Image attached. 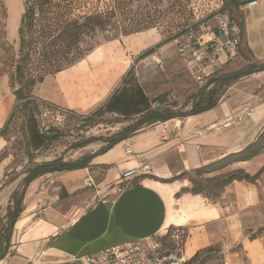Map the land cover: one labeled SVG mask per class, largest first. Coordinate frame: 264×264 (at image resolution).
Returning a JSON list of instances; mask_svg holds the SVG:
<instances>
[{
    "label": "crops",
    "instance_id": "obj_1",
    "mask_svg": "<svg viewBox=\"0 0 264 264\" xmlns=\"http://www.w3.org/2000/svg\"><path fill=\"white\" fill-rule=\"evenodd\" d=\"M249 1L252 0L239 7L243 23L239 53L253 63L264 64V0H255L253 7L247 6ZM149 44L141 34L123 44L106 42L76 65L45 77L32 96L37 102L79 114L106 106L114 89V82L103 72L106 58L112 61L114 79L127 68L122 69L119 63L123 46L137 53ZM165 48H160L159 53ZM162 59L170 63L164 55ZM179 61L185 66L180 57ZM156 64L162 65V61ZM189 70L194 74V69ZM8 82L7 76H0V132L17 105ZM156 104L162 108L156 109ZM243 105L250 108L249 117L222 125L225 117H235ZM147 108L172 109L152 104L137 81L135 87L118 92L112 100V112L106 115L130 119L121 124L125 128ZM263 127L264 72H254L231 83L211 110L144 125L106 152L89 153L92 158L84 169L36 178L25 190L23 211L0 264H85L86 257L105 248L164 236L167 231L185 234V262L199 251L213 248L219 256L217 264H264V152L207 176L233 171L254 176L263 169L253 183L234 181L225 187L215 203L189 193L176 197L181 189L190 187L187 180L162 183L137 179V186L118 192L122 174L140 168V164L145 169L137 178L170 179L242 150L255 141ZM7 146L5 136H0V157ZM126 147L131 149L130 155L125 154ZM8 165L7 158H0V198L8 195L1 182ZM88 176L94 189L85 187ZM77 209L84 212L71 222L70 216Z\"/></svg>",
    "mask_w": 264,
    "mask_h": 264
},
{
    "label": "rangeland",
    "instance_id": "obj_2",
    "mask_svg": "<svg viewBox=\"0 0 264 264\" xmlns=\"http://www.w3.org/2000/svg\"><path fill=\"white\" fill-rule=\"evenodd\" d=\"M109 1L78 0V4L81 9L82 6L85 7L83 11H93L94 9L103 11ZM235 1L238 5L229 8L221 6L219 0H133L129 5H126L122 16L123 19H127L126 23H128V19L138 20L150 16L147 20L148 23H151L150 27L137 33L146 36L150 44L137 53L125 50V46H123L124 50L119 55V63L122 65V69L127 68L123 70L121 76L114 79L111 78L114 70L111 67L112 61L108 57L106 58L103 72L107 74L108 80L114 82V89L109 96L115 90L126 91L131 89L139 81L151 101L161 95L167 97L174 94V99L172 101L166 99L165 105L172 107L171 110L174 112L188 113L192 104L196 102L195 95L200 88L196 84L194 74L179 61L174 40L190 29L201 31V33H209V31L215 29L216 17L221 13V10L227 11L232 20L236 24H240L242 15L239 7L248 0ZM23 11L24 7L21 0H0V76L5 75L8 77L11 90L17 87L13 77L18 60L17 28ZM133 35L119 37L114 41L117 45L118 42L123 44ZM84 41L83 49L91 47L96 49L106 43L103 40V35L99 33L94 39L86 38ZM160 43H166L164 45L166 48L160 53L159 49H156L151 56L141 61L137 60L143 52L156 47ZM163 55L170 63L163 61ZM157 60L162 61V65H157ZM251 65H256L258 68L261 64L253 63L248 57H241L238 49L236 57L228 61L214 79L234 71L249 69L248 67ZM250 76H241L231 80L226 86H216L219 89L217 99L224 95L226 88L231 83ZM189 89L193 90V94L189 92ZM36 105L37 112L35 113L32 112V108H29L23 131L21 129L22 114L17 103L14 117L5 131L8 146L2 152V157L9 160V165L1 182L3 183L2 188H6V194L8 193V195L0 198V218H4L7 207L12 205L11 195L14 192L18 194L22 192L23 180L30 170L59 158L64 161H75L83 156H89L91 152H98L106 145L105 141L107 139L118 136V133L123 129L121 124L124 121L110 115H104L102 118L95 119L90 123H84L83 119L98 108L87 114H79L65 108H54L41 104L39 101ZM161 108L156 107V109ZM37 131L44 137L50 138L57 135L58 140L44 148H40ZM87 139L97 140L83 148H73L75 143ZM26 144L28 147L25 146ZM97 158L99 157L95 159ZM189 177L193 178V175L190 174ZM194 179L199 180V178ZM184 237L185 234L181 231L167 232L162 243L164 249L171 251L183 249ZM205 256L206 254H201L196 263L203 260V264H217L216 261L219 256L208 255L209 258L204 259Z\"/></svg>",
    "mask_w": 264,
    "mask_h": 264
},
{
    "label": "trees",
    "instance_id": "obj_3",
    "mask_svg": "<svg viewBox=\"0 0 264 264\" xmlns=\"http://www.w3.org/2000/svg\"><path fill=\"white\" fill-rule=\"evenodd\" d=\"M21 1L23 3L24 11L17 28L18 60L14 68L13 77L17 87L12 89V93L21 110V129H23V131L25 129V117L29 108H32V112H37V101L32 96L33 89L38 84H41L45 77L55 75L76 65L89 53H91L95 48L91 47L89 49H83V44L85 43L84 39L87 38L92 40L99 33L103 35V40L105 42H109L116 40L119 37L137 34L149 28L151 24L147 21L150 16H146L145 18L138 20L128 19V23H126L127 19L122 18L124 15V7L129 5L133 0H110L103 11H100L99 9H94L93 11H83L85 7L82 6L81 9L78 4V0ZM237 5L238 3L235 0L224 1V6L227 8ZM237 25L242 32L243 23L241 22ZM165 44L166 43H160L156 47L148 49L143 52L137 60H144L154 54L156 49H160ZM248 68L251 69L253 73L257 72L258 69L256 65H251ZM221 77L222 76L215 79L213 78V80L211 79L208 82V86L204 88L203 91L200 89L196 93V102L192 104L188 113L180 114L171 109L158 111L156 109L147 108L135 122L123 128L118 135L132 133L140 129L142 126L153 122H165L175 118L197 115L213 109L220 99H217L219 89L216 88V86H226L231 81H223L221 80ZM118 92V90H115L111 95L109 103L85 117L83 122L90 123L95 119H100L104 115L111 113L112 100H114ZM165 102L166 95L158 96L151 101L152 104L159 103L160 105H164ZM41 104L57 108L44 102H41ZM16 109L17 105L15 106L6 127L0 132V136H5V131L13 119ZM121 120L128 122L130 119ZM36 134L41 145L40 148H44L58 140L57 135L49 138L44 137L38 131ZM94 140L97 139H87L75 143L73 148H83L87 144L92 143ZM105 144L106 145L102 147L97 154H102L112 148L114 142H112L111 138H109L105 141ZM25 146L28 147L27 144ZM263 152L264 127L261 129L260 134L254 142L238 152L228 154L207 165L201 166L200 168L189 172L181 173L180 175L170 179H159L153 176H141L134 179L128 188L137 186V179L139 180L144 178H149L162 183L187 180L190 187L181 189L176 197L183 193H189L192 195H200L215 203L219 199L220 194L225 187L234 181H246L253 183L260 176L263 169H261L254 176H250L243 171H233L211 178H208L207 176L223 171L233 164L250 161ZM27 157L30 158L29 155H27ZM0 158H3L2 155ZM91 158L92 155L83 156L75 161H64L59 158L45 163L35 170L32 169L27 173V176L23 180L22 192L20 194L14 192L11 195L10 201L12 205L7 207L4 218H0V260L5 258L11 246L10 243L13 228L15 222L23 211L22 202L25 190L29 183L44 174L84 169L88 166ZM190 174L193 175V178L189 177ZM194 178H199V180H195ZM166 235L167 233L164 236L158 237L160 242L163 243ZM203 253L206 254L204 259H207L209 258L208 255H216V250L213 248H207L199 251L185 264H203V260L196 263L198 257Z\"/></svg>",
    "mask_w": 264,
    "mask_h": 264
},
{
    "label": "built area",
    "instance_id": "obj_4",
    "mask_svg": "<svg viewBox=\"0 0 264 264\" xmlns=\"http://www.w3.org/2000/svg\"><path fill=\"white\" fill-rule=\"evenodd\" d=\"M225 0H219L224 6ZM257 1L252 0L247 6H256ZM241 42V30L232 20L227 11L221 10L216 17L215 29L209 33L190 29L184 35L174 40L177 54L182 62L190 69H194V78L200 89L206 87L207 83L218 76L224 65L237 55ZM168 101L174 99V94L166 98ZM155 107H159L158 104ZM250 116V108L246 105L240 107L239 113L235 117H225L222 125L241 122ZM165 133L161 139H165ZM132 153L126 147L125 154ZM145 169L143 164L140 168L127 171L120 178L118 192L127 189L130 183L139 176ZM86 188H95V184L90 176L85 179ZM84 210L77 209L70 216L71 222L83 214ZM157 237L150 239L136 240L123 245L105 248L84 259L85 264H185L183 251L166 250L162 242ZM31 264H34L33 262ZM226 264V263H223Z\"/></svg>",
    "mask_w": 264,
    "mask_h": 264
},
{
    "label": "water",
    "instance_id": "obj_5",
    "mask_svg": "<svg viewBox=\"0 0 264 264\" xmlns=\"http://www.w3.org/2000/svg\"><path fill=\"white\" fill-rule=\"evenodd\" d=\"M257 72H264V64H261L258 67ZM251 74H253V71L250 69L238 70V71H234V72L223 75L221 77V80L227 81V80H232V79H235V78H238L241 76H247V75H251ZM203 90H204V88L202 89V91ZM130 134L131 133H124V134L112 137L111 140H112V142H114V144H117V143H120V142L128 139ZM35 169H37V168H35Z\"/></svg>",
    "mask_w": 264,
    "mask_h": 264
}]
</instances>
